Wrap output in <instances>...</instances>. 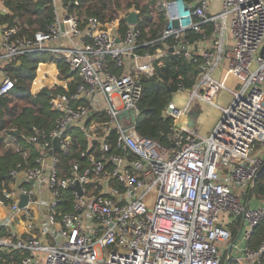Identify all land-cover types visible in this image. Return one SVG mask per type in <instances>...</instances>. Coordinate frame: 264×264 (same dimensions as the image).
Segmentation results:
<instances>
[{
  "label": "built area",
  "instance_id": "built-area-1",
  "mask_svg": "<svg viewBox=\"0 0 264 264\" xmlns=\"http://www.w3.org/2000/svg\"><path fill=\"white\" fill-rule=\"evenodd\" d=\"M51 1L46 31L30 39L14 28L0 32V98L16 88L10 66L36 54L47 61L38 64L29 93L47 90L57 114L50 133L18 136L27 150L9 135L23 162L8 172L0 197V253L9 256L3 264H222L223 255L226 264H264V244L256 251L246 245L264 223V200L250 206L241 197L264 165V0H221L216 14L212 0H154L165 24L152 41L141 40L136 10L105 25L79 15L77 1L73 13ZM131 11L139 14L133 25L124 20ZM188 32L201 42L185 39ZM169 49V62L180 56L197 67L192 89L177 85L176 93H189L184 108L170 102L163 112L171 120L167 147L135 126L141 81L166 64ZM224 62L238 90L202 136L186 116L195 100L213 104L220 85L212 72ZM77 134L80 151L72 147ZM239 218L243 246L228 254Z\"/></svg>",
  "mask_w": 264,
  "mask_h": 264
},
{
  "label": "trees",
  "instance_id": "trees-1",
  "mask_svg": "<svg viewBox=\"0 0 264 264\" xmlns=\"http://www.w3.org/2000/svg\"><path fill=\"white\" fill-rule=\"evenodd\" d=\"M0 1L9 11L7 15H0V32L4 29L14 28L19 38L30 39L33 38L35 33L46 31L52 22L53 8L51 0ZM62 1L69 13L75 12L74 3L76 1L79 2L80 7L76 11L79 15L94 16L105 25L111 20H117L127 10H136L139 12L140 17L143 18L140 23L142 41L157 39L165 24L162 15L158 14L154 9V0ZM216 12L217 10L213 9L211 14H216ZM119 25L124 31L126 26L123 20L120 21ZM205 33L207 36L210 35V27L205 28ZM185 39L190 42L200 43L202 36L195 32H188ZM42 61L45 62L47 60L40 58L36 54L18 58L9 69L10 76L17 81L16 88L10 96L0 98V197H2V190L5 184L9 181L8 172L17 164L23 162L21 155L14 152L12 148L6 147L4 136L9 134L17 138L16 146L18 145L23 150H27L31 146L20 140L19 135L29 136L33 129L50 133L55 125L57 114L50 108L48 91L43 90L35 96L29 93L36 68ZM60 67L65 75L64 65H60ZM196 67L197 65L189 63L180 56H172L170 62L156 71L153 77L142 79L143 91L139 103V117L135 126L136 132L141 137L158 141L167 147L171 146V120L163 118L162 115L171 102L173 94L177 92L178 84H182L187 90L192 89L195 85ZM74 81L75 84L79 80L75 77ZM72 147L79 151L85 148L80 135L77 134ZM72 159V157L69 158V160ZM241 197L245 203L249 202L250 206H252L251 203L255 199L264 200V169L259 172L253 187ZM240 226V218L236 219L230 226L231 243L237 238ZM262 244H264V223H261L253 231L251 238L246 242L247 247L251 251H256ZM8 259L7 253H0V264H3ZM13 259L17 260V256H14ZM261 260L264 262V253L261 255ZM227 264L240 263L230 260Z\"/></svg>",
  "mask_w": 264,
  "mask_h": 264
},
{
  "label": "rangeland",
  "instance_id": "rangeland-1",
  "mask_svg": "<svg viewBox=\"0 0 264 264\" xmlns=\"http://www.w3.org/2000/svg\"><path fill=\"white\" fill-rule=\"evenodd\" d=\"M219 3H220V0H217L216 4H219ZM0 4H2V1H0ZM220 71H221V78H220L221 83H218L220 87H219L218 92L216 93V99H215L214 105L208 104L204 101H198V100H195L192 102V107L198 106L199 112H200L199 119L196 122V129L198 130L199 134L206 133L207 129L212 124V121L214 120L215 122L217 119H219L221 116L222 110L227 108L234 99L233 95L231 94L232 91L228 90L229 89L228 86H234V83H237V82L234 80L232 76L228 74L226 69L225 70L222 69ZM188 96H189V93H182V92L175 93L172 96L171 102L174 104V106L176 105L175 106L176 108L178 109L183 108L185 106V103L188 100ZM207 135L208 134L206 133L202 136H207ZM4 143L6 144V147H13L12 140L11 138H9V134H6L4 136ZM260 201L261 200L255 199V201L252 204H259ZM242 246H243V242L241 240H238L233 245V250H235L236 248H240ZM238 255H240L239 257H241L240 252L234 253V257H237ZM222 264H226L225 255H223L222 257Z\"/></svg>",
  "mask_w": 264,
  "mask_h": 264
},
{
  "label": "water",
  "instance_id": "water-1",
  "mask_svg": "<svg viewBox=\"0 0 264 264\" xmlns=\"http://www.w3.org/2000/svg\"><path fill=\"white\" fill-rule=\"evenodd\" d=\"M139 17V14L135 11H131L126 17H124V20L126 21V23L130 24V25H133V24H136L137 23V19ZM173 53V49H169L168 50V53H167V56H166V64L169 63V58H170V55ZM196 75V73H195ZM128 114V112H124L121 114V118L126 116ZM199 115L198 112L194 113V112H191L189 111L187 113V126L190 127V128H193L194 127V122L197 118V116ZM53 146L55 149H58V141L57 139H54L53 141ZM264 169V165L262 166L261 170L259 172H261L262 170ZM74 190H78V187H74ZM26 203V197L25 196H21V202L19 204L20 207H22L23 205H25ZM248 207V203L246 205V208ZM239 237H240V234H238L237 238L232 242L230 243V245L228 246V249H227V253L230 254L231 253V250L233 248V245L239 240Z\"/></svg>",
  "mask_w": 264,
  "mask_h": 264
},
{
  "label": "crops",
  "instance_id": "crops-1",
  "mask_svg": "<svg viewBox=\"0 0 264 264\" xmlns=\"http://www.w3.org/2000/svg\"><path fill=\"white\" fill-rule=\"evenodd\" d=\"M216 1L217 0H212V10L214 9V10H218V8H219V4H216ZM220 2H221V0H220ZM231 42H229V48L231 47ZM227 70V64H226V62H224L223 64H221V65H219V67H217L213 72H212V77H213V79L214 80H216V81H218L219 83H221L220 82V78H221V71L220 70ZM234 86H235V88H234ZM234 86H228L229 87V89L228 90H230V91H232V95H233V92H236L237 90H238V84L237 83H234ZM215 99H216V96L214 97V99H213V104H211V105H214V103H215ZM206 103H208V102H206ZM186 104V103H185ZM208 104H210V103H208ZM183 105H184V103H183ZM176 106V105H175ZM184 108V107H183ZM179 109H182V108H179ZM191 112H194V113H196V112H198L199 113V115H200V112H199V108H198V106L197 107H192V109H191ZM199 115L197 116V118H196V120H195V122H194V127L196 128V122L198 121V119H199ZM217 119V118H216ZM215 119V120H216ZM218 120L219 119H217L215 122H214V120L212 121V124L210 125V127L207 129V131H206V133L207 134H209L210 132H212V130L214 129V127H215V125L217 124V122H218ZM185 123L186 124H188V122H187V119H186V121H185ZM206 133H201L200 135H204V134H206ZM251 205L252 206H255V205H257V204H252L251 203Z\"/></svg>",
  "mask_w": 264,
  "mask_h": 264
},
{
  "label": "bare ground",
  "instance_id": "bare-ground-1",
  "mask_svg": "<svg viewBox=\"0 0 264 264\" xmlns=\"http://www.w3.org/2000/svg\"><path fill=\"white\" fill-rule=\"evenodd\" d=\"M44 69H50V70H52V69H51V66H49L48 68H44ZM177 100H178V99H177Z\"/></svg>",
  "mask_w": 264,
  "mask_h": 264
}]
</instances>
